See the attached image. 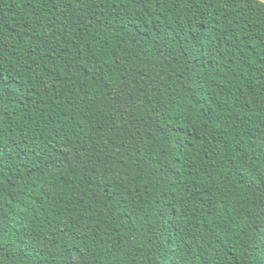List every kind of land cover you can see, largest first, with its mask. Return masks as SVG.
I'll use <instances>...</instances> for the list:
<instances>
[{"label": "trees", "instance_id": "1", "mask_svg": "<svg viewBox=\"0 0 264 264\" xmlns=\"http://www.w3.org/2000/svg\"><path fill=\"white\" fill-rule=\"evenodd\" d=\"M0 264H264V0H0Z\"/></svg>", "mask_w": 264, "mask_h": 264}]
</instances>
